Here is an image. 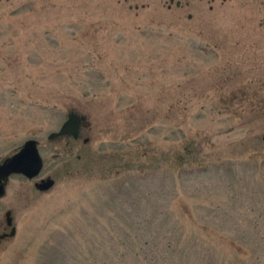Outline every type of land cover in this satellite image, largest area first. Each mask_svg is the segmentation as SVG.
<instances>
[{
	"label": "rangeland",
	"instance_id": "374dc122",
	"mask_svg": "<svg viewBox=\"0 0 264 264\" xmlns=\"http://www.w3.org/2000/svg\"><path fill=\"white\" fill-rule=\"evenodd\" d=\"M263 21L264 0H17L0 163L33 140L43 165L5 180L0 264H264ZM70 112L79 137L48 140Z\"/></svg>",
	"mask_w": 264,
	"mask_h": 264
},
{
	"label": "water",
	"instance_id": "95a60500",
	"mask_svg": "<svg viewBox=\"0 0 264 264\" xmlns=\"http://www.w3.org/2000/svg\"><path fill=\"white\" fill-rule=\"evenodd\" d=\"M171 3L172 0H169ZM178 5V2H176ZM84 121V117L78 116L72 112L66 115V119L60 125L56 132L48 134L47 139L53 140L58 137L69 136L72 139H77L79 135L80 124ZM264 140V134L262 136ZM87 142L86 139L83 143ZM43 161L37 150L36 142L33 140L25 141L21 147L11 154L10 156L4 158L0 163V197L4 192L5 180L11 175H20L27 180L34 179L38 176L42 169ZM53 185V180L49 177L41 179L34 184V188L38 191H46ZM5 222L6 225H10L9 212H5ZM14 229L11 228L9 236L13 235Z\"/></svg>",
	"mask_w": 264,
	"mask_h": 264
},
{
	"label": "flooded vegetation",
	"instance_id": "af4514ba",
	"mask_svg": "<svg viewBox=\"0 0 264 264\" xmlns=\"http://www.w3.org/2000/svg\"><path fill=\"white\" fill-rule=\"evenodd\" d=\"M17 0H0V17L1 16H3V14L6 12V11H8L13 5H14V3L16 2ZM176 6H179V4L178 5H176ZM258 25L260 26V27H264V21L263 22H260V23H258ZM80 126H81V124H80ZM79 130H80V127H79ZM66 137H69V136H66ZM78 137H79V135H78ZM71 138V137H70ZM39 175V174H38ZM38 177V176H37ZM36 177V178H37ZM35 179V178H34ZM41 179H39L38 181H40ZM5 214V213H4ZM9 216H10V213H9ZM11 218V217H10ZM4 219H5V216H4ZM11 220H10V225L9 226H7L6 225V222H5V226L6 227H8V228H11ZM4 228H3V232L1 233V239H3V238H5L6 237V233L4 232Z\"/></svg>",
	"mask_w": 264,
	"mask_h": 264
}]
</instances>
